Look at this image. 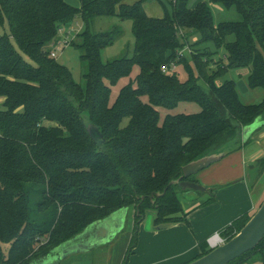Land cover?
<instances>
[{"label": "trees", "instance_id": "1", "mask_svg": "<svg viewBox=\"0 0 264 264\" xmlns=\"http://www.w3.org/2000/svg\"><path fill=\"white\" fill-rule=\"evenodd\" d=\"M142 1L79 0L75 7L65 0H0V28L8 26L0 33V264H31L91 223L131 208L126 264L147 213L155 226L187 224L177 195L181 188L169 185L184 178L182 166L211 152L241 149L251 141H242L243 127L264 119V93L260 102L244 103L233 79L217 83L228 69L249 67L248 86L264 92V0L194 5L176 0L171 10L160 1L162 17L147 15ZM212 4L234 8L239 20L215 22ZM77 15L85 25L72 43L85 63L82 83L47 48ZM110 15L132 21L135 44L130 57L105 63L101 50L114 35L91 32L89 25ZM180 28L197 36L189 59L178 56L189 44L188 37L179 36ZM215 56L219 63L212 68ZM171 63L182 64L184 79L171 69L162 71ZM134 67L138 72L131 77ZM121 78L128 82L111 101V87ZM182 101L195 102L200 110L160 120L159 108L173 109ZM89 123L101 132L102 143L91 138ZM248 169L259 179L264 156ZM164 190L163 196L148 198ZM212 192V187L198 192L209 193L203 203L213 200ZM250 216L234 219L221 236L231 239ZM199 247L195 258L211 250L205 241ZM263 251L264 235L228 264H245Z\"/></svg>", "mask_w": 264, "mask_h": 264}, {"label": "crops", "instance_id": "2", "mask_svg": "<svg viewBox=\"0 0 264 264\" xmlns=\"http://www.w3.org/2000/svg\"><path fill=\"white\" fill-rule=\"evenodd\" d=\"M72 4L79 7L80 2L72 0ZM241 138L243 142L249 138L251 141L195 174L199 184L213 188V200L203 203L210 197L209 193L191 192L188 201L192 203L184 208L187 224L170 223L165 229L156 228L153 214L149 212L139 224L137 244L126 264H185L200 253L199 242L205 241L209 247L210 235L221 233L244 213L253 214L261 196H257L260 191L256 195L249 188L248 166L264 156V119L254 122L247 134L242 129ZM133 211L131 208L114 211L31 264H61L62 261L72 264L73 258H85L79 254L93 255L92 264H122L133 231Z\"/></svg>", "mask_w": 264, "mask_h": 264}, {"label": "rangeland", "instance_id": "3", "mask_svg": "<svg viewBox=\"0 0 264 264\" xmlns=\"http://www.w3.org/2000/svg\"><path fill=\"white\" fill-rule=\"evenodd\" d=\"M65 1L73 5L72 0H65ZM160 1L164 2L166 6L169 8V10H171L172 4L176 2V0H143L142 4H143V7L147 15L151 17H162L163 16V9L160 5ZM190 1H191V5H194L196 1H199V0H190ZM125 2L134 3L135 0H125ZM211 8L213 10L215 22L224 21V20H239L240 18L239 14L234 8L225 9L220 4H212ZM84 28H85L84 23L82 22L80 16L77 15L71 23L65 26L64 25L61 26L62 30L61 32H59V37L57 39L58 41H56L57 43L54 44L53 46L47 47L48 49H50V52L56 53V60L59 63L64 64L65 66L69 68L74 80L78 83L83 82V73L85 70V63H83L80 59V54H81L80 50L76 48L75 46H73L72 43L79 40L78 34H80ZM89 30L94 33L100 32V31L101 32L102 31L112 32V34L114 35L113 42L105 46L101 50V60L103 62L106 63L115 58L125 56V55L130 57L133 54L135 39L132 33V21L130 19H121L117 15L98 16V17H95L93 21L90 23ZM68 31H69V34H68ZM4 32H8L7 25H5V28H2V27L0 28V33H4ZM179 36L183 38L188 37L189 44H186L183 47L179 48L178 56L179 57L186 56L187 59H189L190 58L189 54H191V51H192V49L190 48V44L194 43L197 40V36H195L193 33H190L189 30L182 29V28L179 29ZM56 46L58 47V49ZM220 55H222V52H220ZM218 59H219L218 56L214 57V61L212 65H210V66H213L212 68H216L215 66L219 63ZM27 61H29V59H27ZM222 61L226 63V59L223 58ZM170 71H176L177 74L182 79L186 77V73L181 63H175ZM137 72H138V68L134 67L131 77L135 76ZM248 73H249V67L228 69L224 77H221L217 80V83L219 84L222 83L224 78L233 79L236 83L239 98L242 102L258 103L261 101L264 92H263V89L261 88H251L248 86V83H247ZM127 82H128V78H121L115 85L111 87V96H110L111 101L115 99L120 88ZM1 104H2V100L0 99V108L2 106ZM199 110H200V107L195 102L182 101V102H179L178 105L173 109L159 108V111L161 114L160 120L162 121V118L166 114L194 113V112H198ZM257 120H255L254 122H257ZM233 142L234 140H230L228 143L233 144ZM255 174L256 172L252 174L249 173V178L251 181V186L249 184V188L251 187L252 192L255 193L256 195L260 191V193L257 196H261V199H260V203H261V201L264 198V173L261 175L259 179H255V176H254ZM190 177L196 179L195 174L191 175ZM197 194L199 195L200 193H197ZM177 195L183 205V208H186L185 206L187 204L192 203L188 201V198L191 196L190 191H183L181 189H178ZM202 197L203 196L197 197V198H202ZM183 212H185V210ZM7 248H8V244H3L2 249L4 253H6ZM78 256H85V258L84 257L73 258L72 264H92L93 255L79 254ZM65 262L67 261H62L61 264H68ZM245 264H264V251L254 254Z\"/></svg>", "mask_w": 264, "mask_h": 264}, {"label": "water", "instance_id": "4", "mask_svg": "<svg viewBox=\"0 0 264 264\" xmlns=\"http://www.w3.org/2000/svg\"><path fill=\"white\" fill-rule=\"evenodd\" d=\"M253 123L243 127L244 134L252 131ZM87 130L93 140L102 143L104 140L102 134L97 127L89 123ZM245 138V137H244ZM226 155L225 151H215L198 157L182 166L183 179H176L169 183V185H178L183 191H190L198 193L205 191V187L197 182L191 181V175L197 174L199 171L207 168L211 164L219 161ZM165 190L162 192H153L148 195L152 201L154 198L163 196ZM145 197L142 196V199ZM171 224H160L157 229L168 228ZM264 235V198L258 208L253 212L248 221L243 225L239 232L228 241L220 244L198 258H195L185 264H228L230 261L241 256L245 252L253 249L262 239Z\"/></svg>", "mask_w": 264, "mask_h": 264}, {"label": "built area", "instance_id": "5", "mask_svg": "<svg viewBox=\"0 0 264 264\" xmlns=\"http://www.w3.org/2000/svg\"><path fill=\"white\" fill-rule=\"evenodd\" d=\"M62 30V29H61ZM60 30V32H61ZM68 34H69V31H68ZM58 46V45H57ZM56 46V47H57ZM58 49V47H57ZM51 56L56 58V53L55 52H51ZM175 63H171V66L170 67H167L165 65H163L161 67L162 71H167L169 69H171L173 66H174ZM226 240L221 236L220 233L218 232H215L213 233L212 235H210L208 238H207V242H208V245H209V248H214L220 244H223Z\"/></svg>", "mask_w": 264, "mask_h": 264}]
</instances>
